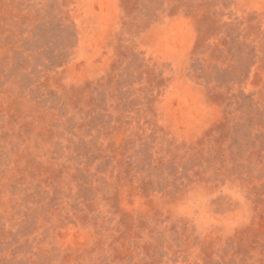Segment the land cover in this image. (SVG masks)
<instances>
[{
    "label": "rangeland",
    "instance_id": "1",
    "mask_svg": "<svg viewBox=\"0 0 264 264\" xmlns=\"http://www.w3.org/2000/svg\"><path fill=\"white\" fill-rule=\"evenodd\" d=\"M0 264H264V0H0Z\"/></svg>",
    "mask_w": 264,
    "mask_h": 264
}]
</instances>
